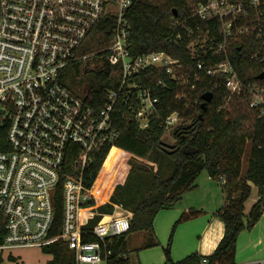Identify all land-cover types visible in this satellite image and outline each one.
<instances>
[{
    "label": "built area",
    "instance_id": "2783aa9c",
    "mask_svg": "<svg viewBox=\"0 0 264 264\" xmlns=\"http://www.w3.org/2000/svg\"><path fill=\"white\" fill-rule=\"evenodd\" d=\"M132 1L0 0V213L5 229L1 251L42 250L62 242L73 253L74 264L107 263V247L129 231L130 222L117 218L82 231V214L91 211L93 199L96 204L100 200L86 186L85 177L97 157L117 142L115 114L120 108L142 130L160 119L156 105L165 84L131 83L141 73L163 72L180 89L178 100L196 92L197 72L221 77L226 101L243 97L264 121V89L244 84L227 58L218 64L197 62V72L191 74L164 52L132 55L125 19ZM186 1L191 14L183 20L173 18L167 41L186 42L192 61L198 56L207 59L210 51L224 54L230 39H264V0ZM104 17L115 19L108 46L98 53L78 54ZM250 59L259 61L257 56ZM90 60L107 64L116 82L103 99L78 96L62 82L67 70ZM162 124L167 130L183 121L171 114ZM58 199L61 225L51 234ZM207 263L203 257L201 264Z\"/></svg>",
    "mask_w": 264,
    "mask_h": 264
},
{
    "label": "trees",
    "instance_id": "16d2710c",
    "mask_svg": "<svg viewBox=\"0 0 264 264\" xmlns=\"http://www.w3.org/2000/svg\"><path fill=\"white\" fill-rule=\"evenodd\" d=\"M202 1L192 0L193 3ZM187 2L133 0L125 14L130 28L132 55L164 52L179 60L184 70L191 74L197 72V62L206 63L209 60L212 64H218L227 58L244 84H258L264 89V39H230L224 54L210 51L207 59L198 56L194 61L185 48L186 42L175 45L167 41L173 31V18L183 20L190 16L191 9ZM173 10L177 13L176 17ZM114 26V18L104 17L87 36L78 54L88 55L104 50ZM214 37L215 43L221 42L219 32H214ZM252 56H257L259 61L251 60ZM94 62L97 64L94 69L87 70L93 79L91 82L83 81L81 75L86 71L81 70L79 65L67 70L62 82L78 96L103 99L106 90L115 88L116 82L109 77L107 64ZM197 73L200 81L196 92L180 100L176 99L180 89L163 72L152 70L134 77L131 83L142 86H154L158 82L165 84L164 90L158 94L159 102L156 105L160 119L142 130L125 108H120L115 114L119 132L117 142L97 157L86 174L85 184L94 195L99 191L101 179L107 177L105 187L108 197L97 204L94 199L89 203L91 211L82 214L81 230L90 231L98 223L123 217L130 222L129 231L114 238L107 247L110 254L106 264H129L126 238L131 234L153 231L158 212L172 209L185 194L195 190L197 179L204 172L213 182L219 186L222 184L221 191L227 202L213 214V218L223 224L224 233L214 252L207 257V264H235L239 235L252 229L264 213V121L258 119L257 113L249 108L243 97L226 101L227 94L221 77H204L203 73ZM261 74L263 78L257 79ZM205 93H211L212 98L205 104L206 109H202L201 96ZM194 101L196 104H193ZM171 114H177L183 125L174 130L176 143L170 149L163 142L165 129L162 121ZM185 130L190 133L186 139L183 137ZM247 142H250L251 150L242 177L241 158ZM185 145L196 148L198 153L183 155L180 149ZM221 179L223 183L218 181ZM249 184L257 189L259 200L244 216V204L251 196ZM56 206L57 214L51 234H56L61 225L59 199ZM204 215L206 212L201 210H185L175 221L171 237L177 225ZM4 235V219L0 213V244ZM171 237L162 249L164 264H201L203 257L197 253L173 262L170 257ZM42 250L50 257L46 264H74V255L65 243L57 242Z\"/></svg>",
    "mask_w": 264,
    "mask_h": 264
},
{
    "label": "rangeland",
    "instance_id": "374dc122",
    "mask_svg": "<svg viewBox=\"0 0 264 264\" xmlns=\"http://www.w3.org/2000/svg\"><path fill=\"white\" fill-rule=\"evenodd\" d=\"M96 65L97 64H95V62L91 60L79 64L80 69L86 71L83 72L84 74L81 75V78L84 82H91L93 80L92 77L88 74L87 70L94 69ZM229 100H227V102ZM176 128L177 127L174 126L165 130L163 136V142L165 144L169 146L175 145L176 140L173 137V133ZM250 150V142H247L245 145L244 154L241 158L242 177L247 169ZM106 178L107 177H103L101 179V185L98 191L99 199L101 201H104L106 197H108V192L105 187ZM218 181H221L223 183L222 179ZM206 184L207 175L204 172L197 179V189L185 194L180 200V202L177 204L176 209L193 208L196 210H201L210 214H214L219 211L223 207V205H227V202L224 201V195L221 191L222 184L220 185L221 187L218 183L213 184L214 186H207ZM249 185L252 191V188L255 187H253L251 184ZM255 191L256 190L254 189L250 197H254V199L258 201L259 197L255 195ZM253 205L252 202L248 199V201L244 204V216L247 215L248 211ZM99 206L94 209V212ZM184 211L185 210H183V212ZM163 213L164 212H161V214H159V216L155 218L154 222H156V219L157 222L155 225L153 224L155 226L153 228V231L156 237V240L153 243L155 247L149 249H141V246H143V242H141L138 233L131 234L126 238L128 250L126 258L128 259L129 264H163L162 247L165 248L167 246V243L171 237L173 225L175 223V221H171L172 223H169L170 220L166 221L162 218L161 220H158L160 219V217H162L161 215H164ZM186 223L187 222L177 225L173 231L170 243L171 258L179 257L180 259L177 260L183 259L186 255L184 257L181 256L182 254H184V252H186V245L189 247L196 239V237H194V234L198 226H195L193 229L191 226H185ZM151 233L153 232H149V234ZM250 233L253 234V237L251 236L252 239H248L247 237L249 235H252ZM244 235V238L241 236L238 240V243L236 244V247H238V249H236L235 264H250L252 262L264 260V213L262 214L259 221L255 224V226L252 227V229L250 230H246ZM149 240H151V236H149ZM258 240L262 241V245L261 243L259 245ZM19 251H21V253H19ZM42 251L43 250L41 249L35 248L18 251L13 250L10 252L0 250V264H45V262L49 260V257H47L49 255L43 253Z\"/></svg>",
    "mask_w": 264,
    "mask_h": 264
},
{
    "label": "crops",
    "instance_id": "0c3cea01",
    "mask_svg": "<svg viewBox=\"0 0 264 264\" xmlns=\"http://www.w3.org/2000/svg\"><path fill=\"white\" fill-rule=\"evenodd\" d=\"M213 184H217V183L213 182L212 179H210L207 176V184L206 185L207 186H214ZM197 187H198V185L196 182V189H197ZM254 189L256 190L255 195H257V189L256 188H252L251 193L253 192ZM249 200L252 202V205L257 202V200L254 199V197L253 198L250 197ZM176 206H177V204L170 210L159 211L158 214L156 215V217L159 216V214H161V212H164L163 213L164 215H161L162 217H160V219H158V220H161V218L163 220H166V221L170 220L169 223H172L171 221H176V219H178L179 216L182 214L183 210H187V209H183V208L182 209H176ZM188 209H193V208H188ZM244 211H245V209H244ZM156 222H157V219H156ZM156 222H153V224L155 225ZM154 225H153V228L155 227ZM185 226H191L193 229L195 226H198V227L195 230V234H194V237H196L195 241H193L192 245H190L189 247L186 245V252H184V254H182V256H181V257H184L186 255L184 258L188 257L189 255H191L193 253H197L201 257L210 256L214 252L215 248L217 247V245L220 242L221 238L223 237V233H224L223 224L220 221H218L217 219L213 218V213L210 214V213L206 212V215L201 216V217H199L193 221L187 222L185 224ZM152 232L153 233H151V234H149L148 232H139L138 233L140 236L139 238H140L141 242H143V246H141V249H149V248L155 247L153 243L156 240V237H155L154 231H152ZM244 234H245V232H242L239 235L238 240L241 236L242 237L245 236ZM250 234H252V233H250ZM149 236H151V240H149ZM251 236L253 237V234L247 236L248 239H252ZM238 240H237V243H238ZM258 243H259V245H260V243L262 245L261 240H258ZM162 249H163V247H162ZM236 249H238V247H236ZM18 250H27V249H18ZM18 250H16V251H18ZM19 253H21V251H19ZM47 257H49V256H47ZM170 257H171V254H170ZM171 259L173 262H179V261L183 260V259L177 260V259H180L179 257L178 258H171ZM49 260H50V257H49ZM49 260H47L45 262V264ZM1 261H2V259H1ZM164 263H165V259H164V255H163V264ZM4 264H8V263H4Z\"/></svg>",
    "mask_w": 264,
    "mask_h": 264
},
{
    "label": "water",
    "instance_id": "95a60500",
    "mask_svg": "<svg viewBox=\"0 0 264 264\" xmlns=\"http://www.w3.org/2000/svg\"><path fill=\"white\" fill-rule=\"evenodd\" d=\"M173 13V16L176 17L177 16V13L175 12V10L172 11ZM263 78V74H261L257 79H262ZM211 98H212V94L211 93H205L201 96V100H202V104H201V108L202 109H206V106L205 104L210 102L211 101ZM168 148L172 147V146H169V145H166ZM171 149V148H170ZM181 153L183 155H195L198 153V150L194 147H191V146H188V145H185L183 147H181L180 149ZM170 153H172L173 151H168Z\"/></svg>",
    "mask_w": 264,
    "mask_h": 264
},
{
    "label": "flooded vegetation",
    "instance_id": "af4514ba",
    "mask_svg": "<svg viewBox=\"0 0 264 264\" xmlns=\"http://www.w3.org/2000/svg\"><path fill=\"white\" fill-rule=\"evenodd\" d=\"M190 135L188 130L184 131L183 137L186 139ZM191 140V139H190Z\"/></svg>",
    "mask_w": 264,
    "mask_h": 264
}]
</instances>
